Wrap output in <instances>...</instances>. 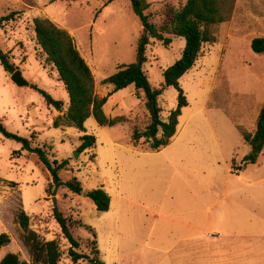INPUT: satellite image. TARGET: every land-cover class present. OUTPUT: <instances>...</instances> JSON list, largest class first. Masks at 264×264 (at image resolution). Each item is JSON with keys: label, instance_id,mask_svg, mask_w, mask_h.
Listing matches in <instances>:
<instances>
[{"label": "rangeland", "instance_id": "obj_1", "mask_svg": "<svg viewBox=\"0 0 264 264\" xmlns=\"http://www.w3.org/2000/svg\"><path fill=\"white\" fill-rule=\"evenodd\" d=\"M108 1L0 0V16L23 11V14H17L16 20L0 28V46L10 54L29 83L18 85L0 62V119L10 132L28 137L35 146H46L52 158L70 159L74 171L67 174L78 176L85 188L92 189L97 188L100 174L109 168L108 137L102 125L91 117L87 123L88 134L97 136L99 143L76 156L84 133L74 126L55 127L59 112L48 104L40 89L62 100L65 106L70 98L57 70L51 65L42 66L37 59V55L41 58V53L33 19L53 18L74 37L78 50L95 75L97 94L104 91L106 95L112 86L103 81L117 72L120 64L136 61L138 40L146 30L134 12L131 0ZM166 1L142 0L145 13L152 14V22L161 23ZM170 1L177 7L186 3V0ZM236 2L238 0H229L232 10L228 20L234 14ZM263 6L264 3L256 5V9L254 6L238 7L233 20L234 32L243 29L241 32L246 40L264 35V30L257 31L256 22L253 25L251 19L246 18L247 10L264 16ZM249 22L252 25L248 29ZM209 28L217 41L204 45L194 67L180 79L189 104L182 109L176 135L160 152L140 156L142 162L157 167L155 173L162 181L155 188L140 185L137 204L123 199L119 217L114 206L106 212L98 211L94 200L85 197L87 191L82 196L70 193L67 196L61 192L49 195L48 173L38 157L23 150L22 143L0 133V232L11 236L10 244L0 248V259L9 252H15L21 260L32 264L21 239L22 229L16 220L17 213L24 209L32 216L34 229L61 243V264L87 263L85 260L74 263L68 254L70 245L54 218L53 197L56 196L57 209L72 216L76 223L72 231L82 244L79 251L94 255V250L87 248L86 242L97 239L99 256L105 262L115 261L118 250L121 264H217L211 262L215 245L232 234L226 233L224 218L216 225L210 223V218L223 215L225 209L220 201L227 190L232 187L247 195H251L253 190L259 195L264 194L263 186L242 182V179H253L263 173L264 167L260 168L256 162L244 168L245 157L252 148L241 134L242 130L255 131L257 111L264 103V53L254 52L246 40L241 42L240 48L226 50L224 24H213ZM166 37L171 38L169 45L152 39L147 47L148 60L144 69L153 86L164 82V71L182 57L186 46L185 38ZM141 94L143 92L135 85H130L114 93L106 103L109 118L125 119L110 131L119 146L133 145V129L136 127L143 131L150 121ZM178 95L177 88L170 86L160 96L164 120L177 107ZM203 106L205 111L201 110ZM213 131L220 135L219 139L213 137ZM139 145L146 147L149 143L143 138ZM120 150L124 157L133 153L129 149ZM263 152L264 149L259 157H264ZM229 180L233 182L229 183ZM126 195H129L128 191ZM131 210L143 215L149 213L152 216V212L163 215L160 218L133 219L130 226ZM262 213L259 225L264 228ZM249 214L248 220H255L256 215ZM81 219L86 226L78 224ZM188 220L200 226L194 240L178 229L185 227L183 222ZM152 231L157 233L150 235ZM237 235L233 233L232 236ZM150 238L159 240V243L151 247L152 244L148 243ZM256 240L264 244V232L258 233Z\"/></svg>", "mask_w": 264, "mask_h": 264}, {"label": "trees", "instance_id": "obj_2", "mask_svg": "<svg viewBox=\"0 0 264 264\" xmlns=\"http://www.w3.org/2000/svg\"><path fill=\"white\" fill-rule=\"evenodd\" d=\"M131 2L134 12L146 30L138 40L136 61L130 64H120L117 72L103 81L104 84L112 86V89L104 97L97 94L95 75L78 50L74 37L47 17L33 19L35 38L41 53V58L37 55V59L42 66L51 65L57 70L58 77L63 82L70 100L65 106L62 100L53 98L45 90L40 89V92L45 96L49 105L63 112L55 119V127L74 126L84 133L78 147L80 153L93 147L96 143V136L86 133L85 122L88 118L93 116L100 125L110 126L125 120L123 117L109 118L104 106L114 93L130 85H135L138 90L144 92L145 106L150 114V121L145 130L141 131L136 127L133 129V145L140 149L153 151H160L169 145L177 132L182 109L189 104L186 94L180 86V79L194 67L202 55L204 45L217 41V37L211 33L210 25L228 20L232 10V3L229 4V0H186V3L181 7H177L167 0L163 7V19L160 24H156L151 20L152 14L145 13L146 7L143 6L142 0H131ZM21 13L23 14V11H13L8 15L0 16V28H4L5 25L16 20ZM166 35L185 38L186 46L182 57L164 71V82L159 86H153L144 69L148 60L147 47L152 39L161 40L169 45L171 38ZM251 47L256 53H264V37L254 38ZM0 62L8 73H14L19 69L11 60L10 54L4 51L1 46ZM170 86L176 87L179 92L178 104L170 112L168 119L164 120L159 98ZM241 132L244 140L252 148L251 153L245 157L244 168H246L248 164L257 162L264 148V104L260 109L255 131L249 133L242 130ZM0 133L8 139L22 143L23 150L38 157L48 173L47 192L49 195H56L62 188H67L78 195L85 192L78 176L73 175L68 181H64L60 176L62 170L72 169L70 159L52 158L46 146H35L28 137L10 132L1 119ZM143 138L149 143L147 148L139 145ZM87 196L94 200L99 211L106 212L110 209L111 196L103 187L87 191ZM53 209L54 218L61 233L70 245L67 251L71 260L74 263L85 260L86 264H107L99 256L97 239H89L86 242V247H92L94 255L79 251L82 244L73 234L72 229L76 225L73 217L67 216L55 207ZM16 220L22 229L21 239L29 251L32 264H61L63 249L57 239L47 238L45 233L34 229L32 216L24 209L17 213ZM78 224L86 226L82 221H79ZM94 237L97 238L96 233ZM10 242L11 236L6 232H0V248L7 246ZM0 264H27V262L21 261L18 253L9 252L2 258Z\"/></svg>", "mask_w": 264, "mask_h": 264}, {"label": "crops", "instance_id": "obj_3", "mask_svg": "<svg viewBox=\"0 0 264 264\" xmlns=\"http://www.w3.org/2000/svg\"><path fill=\"white\" fill-rule=\"evenodd\" d=\"M259 3H264V0H238V2H236L235 11L231 19L222 22V24H224V27H225V39L224 40L226 43L225 45L226 50L238 49L240 48L241 42L243 41L245 42L246 40V37L243 36L242 34V32H244L243 29H241L242 32L237 31L236 33L233 30V27H234L233 20L235 19V14L237 12L238 7L254 6V9H256V5H258ZM246 18L251 19L252 21L251 23L253 25L256 22L257 31L261 30L262 32L264 30V16H262L261 14H258V12H255L254 10L253 11L247 10ZM49 19H51L55 24H57L53 18H49ZM251 23L249 22V24L247 25L248 29L251 27L252 25ZM58 26L61 28L60 25ZM257 37H264V35L254 36L252 39L246 40V41L249 43V45H251L252 40ZM140 91L143 92L142 90ZM141 95H142V98H144V92ZM99 96L104 97L105 96L104 91ZM263 104L264 103H262L258 108L257 119H258L260 109ZM105 107H106V104L104 106V109ZM201 110L205 111L206 110L205 106H203ZM58 112H59V115L63 114V112H60V111ZM105 112H106V109H105ZM91 117L88 118V120L85 122L86 128H87V123L91 119ZM65 126H68V125L61 126L60 128H64ZM113 126H110V125L101 126L103 132H105L108 137L107 143H108L109 152L111 153V157L109 160L110 161L109 168L106 172L100 174L99 180L97 182V187H103L110 194L111 196L110 209L114 206L115 209L117 210L118 217H119L122 207H123L122 206L123 199L128 200V202L132 204H137L136 197L139 196V194L141 193V190L139 189L140 185L146 184V186L150 185L155 188L158 185V183H161L162 181L161 178L158 177V175L155 173L157 167H155V165L153 164H148L144 161L142 162L141 161L142 157L140 156L146 153H149V152H160L165 147L162 148L160 151H153V150H147V149H140L134 145H129V146L120 145L119 146L117 141L110 134V131L112 130ZM86 133H88V129ZM212 135L216 139L220 138V135H218V133L215 131H213ZM98 143H99V138L96 136V145ZM120 148L129 149L133 153L127 154L124 157L123 156L124 153L122 152V150H120ZM257 162L259 163L260 168L264 167V157L263 158L258 157ZM71 166H72V169H64L60 172V176L62 177L64 181H68L72 178V176H70L69 173L67 174V172L74 171V166L72 163H71ZM64 175H67V176L65 177ZM232 182H233L232 180H229V183H232ZM242 182L247 183V184H256L258 186L264 187V169H263V173L262 172L259 173L255 178L253 179L245 178V179H242ZM82 185L85 191H89L92 189V188H85L83 182H82ZM65 189L67 188H62L60 189L59 192L64 193L67 196H68V193L74 196L78 195V194H75L69 191L68 189H67L68 191L66 192ZM127 191L129 192L128 196L126 195ZM250 193L251 195H247L246 193H239L237 190H234L232 187L229 188L226 192V195L224 196V199L220 201L223 204L224 209H225L223 215L222 216L213 215L210 218V223L213 225L220 223V221H222L224 218L225 224L227 225L225 229L226 233H228L229 235L231 234L233 235V233L239 234L237 236L231 235L228 238H226L224 242L222 243L219 242L218 244H216L215 252H214V255L212 256L211 262H216L217 264H264V244L256 240V235L260 232H264V228L259 225L260 223L259 219L262 218V216L260 215L263 214L262 212H264L263 211L264 194L259 195L258 192L254 190L251 191ZM60 199L61 197H59V200ZM81 204H82V201L80 200L79 205ZM78 210H79V207H78ZM253 210H256L257 212ZM249 213H254V215H256L255 220L253 221L251 219L248 220V217H250L251 215ZM162 215L163 213L161 212H152V216L149 215V213H144L143 215V213L141 212L137 213L131 210L130 211V219H131L130 226L132 224L133 219L139 220V219H143L144 217L149 218V216L160 218L162 217ZM196 222L201 223V220L196 219ZM183 224H185V227L178 228L179 231H183L186 234L191 235V237L194 240L196 236L195 234H197V232L200 230L199 224H195L191 220H188L187 222H183ZM154 232L157 233L156 231H152L150 232V235H153ZM192 238H189V240H192ZM148 240H150L148 241V243L152 244L150 245L151 247H153L154 244L159 243L158 242L159 240L155 238H150ZM192 242H188V243H192ZM2 258L0 259V261L2 260ZM21 261H25V260H21ZM106 263L107 264H121V260L118 258V250L116 252V260L115 261L106 260ZM27 264H30V263L27 262Z\"/></svg>", "mask_w": 264, "mask_h": 264}, {"label": "water", "instance_id": "obj_4", "mask_svg": "<svg viewBox=\"0 0 264 264\" xmlns=\"http://www.w3.org/2000/svg\"><path fill=\"white\" fill-rule=\"evenodd\" d=\"M8 75L12 78L14 82H16L18 85H28V81L22 76L21 72L19 70L15 71L14 73H8ZM32 88H36L35 85H31ZM79 155V152L76 151V156ZM85 196H87V193H85ZM55 201V208H57V198L56 196L53 197Z\"/></svg>", "mask_w": 264, "mask_h": 264}]
</instances>
